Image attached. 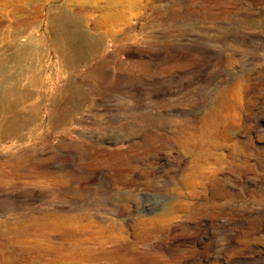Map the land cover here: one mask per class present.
<instances>
[{
	"label": "rangeland",
	"instance_id": "obj_1",
	"mask_svg": "<svg viewBox=\"0 0 264 264\" xmlns=\"http://www.w3.org/2000/svg\"><path fill=\"white\" fill-rule=\"evenodd\" d=\"M0 264H264V0H0Z\"/></svg>",
	"mask_w": 264,
	"mask_h": 264
},
{
	"label": "bare ground",
	"instance_id": "obj_2",
	"mask_svg": "<svg viewBox=\"0 0 264 264\" xmlns=\"http://www.w3.org/2000/svg\"><path fill=\"white\" fill-rule=\"evenodd\" d=\"M80 10L81 9H77L78 12H80ZM109 20H111L110 17H106V21L109 22ZM26 23L29 24L28 21H26ZM77 24L78 23L76 22V20L73 21V19L64 12H61L60 14H57L51 17V20H50V25H51L50 27H51L52 37H53L55 46L56 48L60 49V52L67 58V60L69 61V64L72 65L73 68L81 67L82 63L85 61L86 58L89 59L91 57H96L97 50H98L97 44L93 39L89 38V36H86L85 34H81L76 29ZM127 40H131V39H127ZM86 98H88L86 96V93L84 94L82 91H80L78 85L75 83L74 84L71 83L67 87V89H65L64 95L62 96V99H61L62 105L60 107V114H61L60 120H62V122H60V125L62 123L64 124L63 118L66 115V112L68 111L69 107L76 113H80L82 111V105H83V102L86 100ZM17 113L18 111L15 108L13 114H17ZM64 119H66V117ZM11 130L12 129L9 126H7L4 132L8 133ZM195 143L198 147L206 151H208V148L211 147V144H210L211 142L208 138H200L199 140H196ZM23 224H24L23 221H18V223L16 224L15 222L13 223L10 222L7 225L9 227L12 226L10 228L11 230H13L12 232L17 233L20 229L25 228ZM37 260H38L37 258H34L32 259L31 263H35Z\"/></svg>",
	"mask_w": 264,
	"mask_h": 264
}]
</instances>
